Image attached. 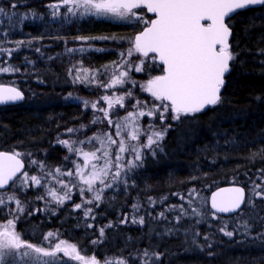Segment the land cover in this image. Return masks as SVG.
I'll use <instances>...</instances> for the list:
<instances>
[{"label": "trees", "instance_id": "16d2710c", "mask_svg": "<svg viewBox=\"0 0 264 264\" xmlns=\"http://www.w3.org/2000/svg\"><path fill=\"white\" fill-rule=\"evenodd\" d=\"M57 1L20 0L24 6L11 9L9 4L16 0H0V7H4L9 16L12 12L35 10L42 17L21 24L14 17L8 20L9 16L0 13V49L12 50L11 56L0 52V67L17 69L1 72L0 83L13 84L25 95L21 104L0 106V150L20 153L29 176L43 174L31 163L33 160L43 162L44 171L48 173H56L57 168L66 169L63 156H67V152L58 141L66 139L67 129H84L92 119L86 112L88 108L74 97L89 101L106 91L92 90L93 93L99 91L98 95H88V90H73L67 82L66 50L86 42L77 37L117 38L126 30L129 37L151 19L143 8L136 9L143 19L133 23L92 17L71 20L60 14L53 18L47 5ZM228 24L232 29L231 51L236 59L230 63L221 103L173 123L176 130L169 131L161 142L163 150L155 157L144 159V166L131 175L130 186L106 189L102 201L95 202L98 207L88 206L93 207L95 219L85 218L83 208L73 209L79 203L73 195V200L58 204L47 197V188H33L31 180L22 188L11 185L4 192L0 191L6 195L12 193L10 196L21 201L24 214L30 217L26 226L19 227L25 239L38 242V237L56 232V236L78 243L83 254L94 255L100 263L117 264L127 260L128 264H144L142 253L148 250L149 253H164L155 264H264V240L256 238V233L264 229L258 223L249 236L243 234L242 227L233 238L218 230L225 224L228 231L242 225L251 215L247 208L213 221L208 206L203 205L209 214L200 224H196L195 217L185 220L184 228L201 233L198 242L205 246L203 251L184 243L183 230L179 236L163 235L170 225L152 219L159 212H165L171 221L175 213H168L166 209L182 203L187 207V199L182 201L174 193L187 198L193 188L202 195L219 185L236 183L242 185L248 195L252 181L262 182L259 170L264 169V158L258 155L252 159L251 154L264 149V68L261 65L264 61V54H261L264 50V6L238 11L228 19ZM94 41L100 43L99 39ZM17 42L23 43L18 46ZM115 55L109 49L88 53L82 59L87 66L95 68L114 61ZM155 67L161 74V66L155 63ZM69 93L73 98L65 99ZM132 93L134 97L141 96L139 90ZM149 197L158 202L154 208L148 203ZM195 199L193 207L197 206ZM5 201L7 203V199ZM256 203L264 205V201L258 199ZM133 204L141 206L136 215L145 218L144 225L130 222ZM14 207L13 204L9 206L10 209ZM126 215L129 222L121 223ZM259 215L264 216V211ZM108 224L112 226L105 227L101 237L99 229ZM31 230L36 231L34 237L37 238L30 236ZM205 234L209 236L208 241L203 239ZM209 243L211 249L207 248ZM209 251L212 256L208 255Z\"/></svg>", "mask_w": 264, "mask_h": 264}, {"label": "snow or ice", "instance_id": "6c2138e0", "mask_svg": "<svg viewBox=\"0 0 264 264\" xmlns=\"http://www.w3.org/2000/svg\"><path fill=\"white\" fill-rule=\"evenodd\" d=\"M264 6V0H58L57 3L47 5L52 10L51 16L56 18L60 14L61 7L66 9L63 14L66 18L77 16L78 10L82 9L80 15H93L97 17H116L121 20H130L135 18L137 22L143 19L138 15L136 9L143 7L147 8L148 12L154 13L156 18L146 22L143 31L134 37L130 43L132 47L126 53H120L121 63L112 62L111 79L109 83H103L98 80V75H103L109 71L110 66H104L103 70L97 69L95 72H88L85 70L81 75L79 72L76 75L74 82H79L84 85L96 84L97 87L105 89L114 88L115 86H123L130 82V73L128 71H117L121 67L134 69L137 72L143 71V61L139 65H132L130 61H125V56H132L133 51L142 54L144 57L152 55V60L157 59L160 62L162 75L155 76L147 81L145 90L151 93L155 100L161 103L153 105L152 110L147 113L144 111L128 112L127 117L121 118L119 121H114L111 118L113 110L119 106L124 107L125 100L131 98L133 93L128 90L126 95L117 96L113 98L109 95H104L100 100L91 102L84 100L82 103L85 108H91L103 113L102 117H95L91 123L107 121L108 125L114 126L115 139L111 134L105 133L102 137H90L89 141L98 140L100 147L96 151L87 153L82 149L75 147L76 143H83V141H69L59 140L58 143L64 145L68 152L83 156V167L80 163H75L74 169H69L65 175L76 176L85 185L80 189V194L83 197L85 191L93 192L92 200H82L81 203L75 204V209H85L84 217L93 216L94 205L98 207L99 204L95 202L102 201L104 189H112L114 186L124 185L130 186L128 181L131 179L129 173L135 171L137 168L144 166V159L146 155L155 157L158 152L162 151L161 142L165 139L169 131H175L173 123L182 121L185 117L193 116L201 113L209 108L215 107L221 103V90L225 85L224 76L230 72V62L236 59V55L231 51V46L228 42L232 29L226 18L229 20L231 16L236 14L238 10L248 9L251 6ZM21 6L20 0L9 4V8L16 9ZM0 13L6 17L9 13L4 7H0ZM11 17H14L18 23H24L29 18V13L23 15L12 12ZM31 16L41 18L35 10L30 13ZM205 21L207 23H205ZM89 44L97 39L107 40V37H77ZM115 39L114 37L112 38ZM23 42H17L18 46ZM87 49L68 48V53L80 52L83 53ZM96 51H104V49H95ZM39 52V49H36ZM0 52H7L9 56L12 54L11 49H0ZM264 54V50H261ZM264 68V61L261 62ZM7 67H0V71L8 72L15 71ZM74 69H69L71 74ZM133 85L135 82H132ZM73 98L69 93L65 99ZM24 93L14 87L0 86V104H8L22 101ZM79 99V98H74ZM259 99V98H258ZM101 101L106 103V107H99ZM140 104V101H136ZM134 107L136 105H133ZM162 109V111H161ZM166 114L171 117L173 123H168L161 130L146 131L150 134L146 137V142L140 145L129 144L127 140L139 141L143 134L139 124L135 121L136 116H157L162 121L166 120ZM85 127V126H81ZM78 129L69 128L68 133H75ZM116 146L115 152L112 147ZM130 153L131 159H124L123 154ZM20 153L0 152V188H4L11 182L12 186L17 185L23 187L31 180L32 184L40 186L42 184L41 178L37 176H29L28 172H21L25 167L22 163ZM30 155V154H28ZM264 158V149L258 153H252L251 158L255 159L257 156ZM67 161L70 157L65 156ZM103 161V164L96 162ZM38 167L44 168L46 165L43 162L31 161ZM90 167V171L86 174L85 169ZM115 168V171L111 170ZM56 172L61 169L57 168ZM20 175H17V174ZM49 175L52 173L49 172ZM262 178L261 183L252 181V187L248 189L246 196L244 187H230L221 188L212 193L211 196V218L218 219L220 213H239L243 208L250 210L251 215L249 219L243 220L242 225L238 224L233 231L227 230V224L220 227L218 230L224 236L233 238L238 234V230L242 227L245 236L251 235L255 224H259L264 229V216L259 215V212L264 211V205L258 206L256 200L264 201V169L259 170ZM111 175V182L108 178ZM195 179V178H194ZM62 188H67L62 180L58 181ZM99 183L103 188H97ZM134 183V181H133ZM75 186V185H74ZM65 191L64 196L58 197L54 191H50L49 195L53 196L58 204H63L64 201L71 200L69 192ZM184 201L187 199V207L182 203L180 205H171L166 212L175 213L170 221L165 212H159L156 217L168 223L170 226L164 229L163 235L179 236L183 230L185 237L184 243L204 250V245L198 242V237L201 233L193 228H184L183 222L185 220L196 219V224H200L204 217L209 213L202 205L193 207L194 197H198L199 193L195 188L189 190V196L186 198L183 195L174 193ZM41 199L43 197H40ZM14 196H9L8 200H14ZM164 199H167L166 197ZM162 202V201H161ZM5 199L0 196V205H5ZM17 205L14 210L15 215L13 220L8 221V227L0 231V264H57L58 254L63 253L64 257L70 260L80 262V264H99L95 257L86 259L80 255L75 245H68L65 241L58 243H51L52 238L57 235L49 232L44 236L41 245L44 241H49L47 247L37 246L29 243L21 238L22 234L15 231V221L20 218L19 214L25 209L21 201L15 199ZM148 203L155 207L158 203L151 197L148 198ZM141 210V206L137 204L132 205V216L130 222L133 224H145V218L137 215ZM29 215L32 213L29 212ZM151 216V214H148ZM121 223H128L129 216H124ZM111 224L105 225L99 229L100 236L104 235L105 227H111ZM92 227V225H88ZM256 238L264 240V230L256 233ZM205 241L209 240L208 235H204ZM98 243V241H93ZM212 244H207V248L211 249ZM164 255L161 252L149 253L144 250L142 258L144 264H155ZM212 256L211 251L208 252ZM105 264H111L110 261H105ZM117 264H128L127 260H120Z\"/></svg>", "mask_w": 264, "mask_h": 264}, {"label": "rangeland", "instance_id": "374dc122", "mask_svg": "<svg viewBox=\"0 0 264 264\" xmlns=\"http://www.w3.org/2000/svg\"><path fill=\"white\" fill-rule=\"evenodd\" d=\"M65 11H66V9L64 7H61L60 15H63L65 13ZM82 11H83L82 9L78 10L77 16H72V17L66 18L63 15V17L65 19H71V20H79L81 18L92 17V18H101V19H108V20L111 19V20H115L117 22H124V23H133L134 21H136L135 18L130 19V20H121L119 18L111 17V16L97 17V16H93V15H80L79 13ZM24 13H29V18L25 21H35V20L40 19V18L31 16L30 12H23L20 14L23 15ZM138 15H139V13H138ZM11 18L12 17L9 16L8 20H10ZM148 21H150V20H148ZM7 24H10V22ZM124 32L125 33H123V35L115 38L114 40L112 39L113 37H109L107 40L99 39L100 43H96L95 41H92L89 44L86 41L82 44L74 45L73 48L85 47L87 50L83 53H80V52L67 53L64 56L66 59V63L68 65L67 78L69 79V81H67V82L72 87H74L73 90H88V92H86L88 95H92V94L98 95L99 91H97L96 92L97 94H96V93H93L92 90H106V91H103V93L100 94L99 96L93 97L92 99H90L89 103L96 102V101L100 100V98L104 95H109V96H112L113 98H115L117 96L126 95L128 90H131V91L139 90V92L141 93L140 97L132 96L131 98H128L125 100L124 107L121 108V107L117 106L113 110V112L111 113V118L114 121H119L121 118L127 117L128 112L138 113L139 111H144L145 113H147L149 110H152L153 105L161 103L160 101L155 100L154 97H152L151 93H149L145 90V86L147 84V81L150 80L151 78L155 77V76L160 75V73L159 74L157 73L158 69L155 67V63H157V62L156 61L154 62L152 60V58H151L152 55H149V57H143L139 53H136L135 51H133L132 56H130V57L125 56L124 57V60L130 61L132 65H139L140 62L143 61V65H142L143 71L137 72L134 69L123 68V67L118 69L117 71H128L130 73V82L124 84L123 86L118 85V86H115L114 88L105 89L102 87H97L95 83H93L92 85L89 86V85L81 84L79 82H74L78 72L81 75H83L85 70H87L88 72H95L97 69L103 70V67L107 65V66H110L109 71L105 72L103 75H98V80L103 82V83H109L110 79H111V73L113 71V69L111 68L112 62H117V63H121V64L123 63L121 61L120 53H122V52L126 53L127 50L132 47V44L130 43V41L133 40L134 35L137 33V32H134L129 37H127V30ZM138 32H139V30H138ZM95 49H104L107 51L110 49L113 53L115 52L117 55H115L116 57H115L114 61L110 62L109 64L106 63V64H103L102 66H99V67H95L94 64H92V66L95 68H91L90 66H87L84 63L82 58L84 55H86L88 53L98 52ZM71 57H74V60H72ZM69 69H74L71 74L69 73ZM1 72H3V71H0V73ZM132 82H135V84L133 85ZM79 100L83 102L86 99L79 98ZM136 101H140V104L137 105ZM133 105H136V106L134 107ZM106 106H107L106 103L103 101H101V103L99 104V107H106ZM161 111H162V109H161ZM86 112L89 115L90 114L92 115V119L90 120L88 126L84 129L79 128L81 130H78L75 133L70 134V133L66 132V135H65L66 139H64V140H69L70 142L71 141H83V143H76L75 147L82 149L83 152L91 153V152L96 151V149L100 147V144H99L98 140L89 141L90 137H94V136L95 137H102L105 133H109L115 139H117V140L120 139L119 137H115V131H116L115 127L108 125L106 120H104L103 122H97L95 124L91 123V121L95 117H102L103 113H101L97 110H93L91 108H88V110H86ZM170 119H171V117L168 116L167 114H166V120L163 123L156 116H147V115L146 116H136L135 121L139 124L140 129L143 133L140 137V140L139 141H130V140H127L126 136L124 137V139L129 144H132V145L143 144L146 142L147 135L150 134L146 131L147 129L152 128V130H161L164 126H166V124L173 123ZM63 147L65 148V150L67 152V156L70 157V159L67 161L63 160L65 162L64 167L66 169L65 170L62 169L60 172H56L54 174L49 175L47 171H44V168L38 167L37 169H38L39 173H43L39 177L42 180V184L40 186L47 188L46 192L48 194L50 191H54L58 197L64 196L65 191H68L70 189L71 191L69 192V195L71 196V200H73L72 198L74 196V200H76L79 203H81L82 200H84V201L92 200L93 196H94L93 192L85 191L83 197L81 196L80 189L84 188L85 185L82 183V181L79 180L78 177L65 175V173H67V171L69 169H74L75 163H80L81 167H83V163H82L83 162V156L72 154V153L68 152L67 148L64 145H63ZM115 150H116V146L114 145L112 147V151L115 152ZM123 156H124V159H131L132 158L130 153H124ZM147 157H152V156L146 155L145 158H147ZM63 159H64V156H63ZM96 163L102 165L103 161L101 160V161H98ZM90 170H91L90 167L85 169V173L87 174ZM136 170H140V168L135 169V171ZM111 171L114 172L115 168H113ZM133 173H134V171L129 173V175L131 176ZM62 179H64V180H62ZM60 180H62L64 182V184L67 185V188H62V185L58 182ZM108 182H111V175L108 178ZM15 187H16V189H18L20 187L19 182L17 183V185ZM37 187H39V186L33 185V188H37ZM96 187L97 188H103V185H100L99 183H97ZM117 187L118 186H114L115 189H117ZM119 187L125 188L124 185H120ZM105 190L106 189H104V191ZM104 191H103V193H104ZM1 192H4V191H1ZM1 192H0V196H2L5 200L7 199V203H5V205H0V231H3V230H5V228L8 227V221L14 219V215H15L14 210L16 209L17 205L14 202V200H12V203H11V200H8V197L12 193H8V195H6V194H3ZM14 192L15 191H13V193ZM208 194L198 195V197H196V199H195L196 205L207 206L208 205ZM47 197L52 198V201L56 202V200L53 198V196L48 195ZM49 201H51V200L49 199ZM67 201H70V200L66 199L64 202H67ZM12 204L15 206L14 209L9 208V206ZM22 206H23V204H22ZM73 209L75 210V206H73ZM19 216H20V218H23V221H20V219L15 221V231L18 233H21L22 234L21 238L28 241L27 239L24 238V234L22 232V229L19 230V227L26 226V224L28 222L27 220L30 217L26 216L24 214V212L20 213ZM214 220L216 221V219H213V221ZM221 225H222V223H218V226H221ZM29 232H31L30 233L31 237L37 238V237H34V234L36 232L35 230H31ZM52 233L56 234V232H52ZM43 238H44V236L38 237V239H37L38 242H32V244H35L37 246L47 247L49 244V241H44L43 245H41V243H40L41 241H43ZM60 241H65L66 244H68V245H75L77 247L79 253L84 255V257L86 259L94 257V255L86 256L85 254H83V252L79 249L78 243L65 240V239L58 237L56 235L52 238L51 243L55 244V243H58ZM29 243H31V242H29ZM57 264H80V262L75 261V260H70L67 257H64L63 253H59ZM99 264H105V263L99 262Z\"/></svg>", "mask_w": 264, "mask_h": 264}, {"label": "water", "instance_id": "95a60500", "mask_svg": "<svg viewBox=\"0 0 264 264\" xmlns=\"http://www.w3.org/2000/svg\"><path fill=\"white\" fill-rule=\"evenodd\" d=\"M252 7H260V5L251 6L250 8H252ZM143 9H145V11H146V13H147L148 15L152 16L151 20L156 18L155 14H154V13H151V12H148L146 7H143ZM244 10H245V9H244ZM238 11H241V10H238ZM238 11H237V12H238ZM232 16H233V15H232ZM232 16H231V17H232ZM227 20H228V18H226V20H225L226 23H227ZM205 23H207V22L205 21ZM144 28H145V27H143L139 32H137V33L134 35V37H135L137 34H139L141 31H143ZM231 37H232V34L230 35L229 40H228L229 44H230ZM133 40H134V38H133ZM139 54H140V53H139ZM140 55H142V54H140ZM149 55H153V54L150 53ZM142 56H143V55H142ZM156 61H157V63L160 65V62L158 61V59H157ZM162 74H163V73H162ZM162 74H161V75H162ZM228 74H229V73H226L225 76H224V80H225V81H226V77H227ZM0 86L14 87V88H17L18 90L22 91V90L19 89L17 86H15V85H13V84H10V83H0ZM223 87H224V86H223ZM222 90H223V88H222ZM222 90H221V93H222ZM24 100H25V95H24V99H23L22 101L13 102V103H8V104H0V106L17 105V104H21V103H23ZM0 152L16 153V152H13V151H10V150H0ZM19 159H21L22 163L25 165V162L23 161V159H22L21 157H19ZM24 171H25V167L21 170V172H24ZM17 175H20V174L18 173ZM10 186H11V182L9 183V185H6L4 188H0V191H5V190L9 189ZM234 186H235V187H243L242 185H240V184H236V183L222 184V185H219V186L213 188V189L209 192V194H208V208L210 209V211H214V210L211 209V196H212V193L218 191V190L221 189V188H230V187H234ZM245 192H246V189H245ZM246 196H247V193H246ZM242 208H243V207H242ZM235 214H236V213H235ZM231 215H234V214H233V213H220V214H219V216H226V217H227V216H231ZM80 255H82V254H80ZM82 256H83V255H82Z\"/></svg>", "mask_w": 264, "mask_h": 264}, {"label": "bare ground", "instance_id": "6f19581e", "mask_svg": "<svg viewBox=\"0 0 264 264\" xmlns=\"http://www.w3.org/2000/svg\"><path fill=\"white\" fill-rule=\"evenodd\" d=\"M199 132V131H198Z\"/></svg>", "mask_w": 264, "mask_h": 264}]
</instances>
